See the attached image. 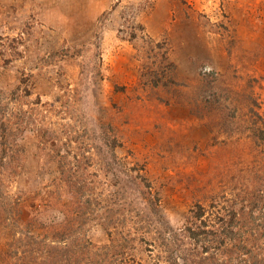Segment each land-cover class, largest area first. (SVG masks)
<instances>
[{
	"label": "rangeland",
	"instance_id": "374dc122",
	"mask_svg": "<svg viewBox=\"0 0 264 264\" xmlns=\"http://www.w3.org/2000/svg\"><path fill=\"white\" fill-rule=\"evenodd\" d=\"M146 40L166 42L169 63L156 44L148 60ZM6 119L15 155L0 163V253L86 234L81 264H111L133 233L115 264H160L167 227L179 233L197 202L264 203V0H0ZM58 154L89 184L86 215ZM134 166L160 192L157 205ZM253 248L264 258V239Z\"/></svg>",
	"mask_w": 264,
	"mask_h": 264
},
{
	"label": "trees",
	"instance_id": "16d2710c",
	"mask_svg": "<svg viewBox=\"0 0 264 264\" xmlns=\"http://www.w3.org/2000/svg\"><path fill=\"white\" fill-rule=\"evenodd\" d=\"M155 44L157 48H159L163 61L167 63L169 61V53L167 43L164 41L148 42V48L152 53L147 52V59L151 60ZM144 66L147 67V63H145ZM168 66L172 69L170 81H175V65L168 64ZM152 69L153 66L151 65L150 74H153ZM154 76V85L159 86L162 80L158 78L159 76L156 71L154 72ZM7 120L8 119L1 120L0 124L1 165H7L6 159L11 157L10 161H12L15 155L13 154L14 152H11V150L14 149L13 145L15 144V139L13 134H11V126ZM260 130L262 131V129L259 128L258 131ZM58 155L59 158H56V160L59 164L61 173L60 178L68 187L73 202L78 209V214L82 216L86 215L88 214L87 207L93 204L92 200L89 198V184L85 181V176L83 174L72 169L65 155ZM132 170L130 176L138 184V187L142 190L147 201L157 205L158 203L156 202L160 201V192H153L152 183L148 179L147 174L142 171V168L137 169L134 166ZM5 184V181H1L0 189ZM210 198L211 202H209V204L197 202L195 206L190 209L185 225L181 228L179 233L175 232L170 226L167 227L166 231L171 241L160 246V251L162 253L165 252V254L162 256V262L159 263L176 264L178 254L174 256V250L171 249V247L174 246L175 248V246H178L177 242H179L181 251L178 257H182V264L188 262H190V264H252L257 263V261L258 263L260 261L264 263V258L258 260V253L255 252L253 248V245L257 244L260 239H264V229L259 231V236L252 235L256 227L259 230L260 225L264 226V222L262 224L259 223V220L264 218L263 199L251 195L249 201H247L248 204H245V198L240 201L231 199L229 206L223 208L220 207L219 203L221 201L218 198L214 195H211ZM257 212L258 214H256ZM19 213H21V210ZM79 219L80 218H76V220H74L77 221ZM107 229L109 234L112 235L111 229L109 227H107ZM250 234L254 236L253 239L250 238ZM135 237L136 235L133 233L129 234V236H123V251L119 250V252L110 254L112 255L109 261L111 264H115V257L118 254L124 255L126 251L133 250L130 249V247L133 246L131 242L136 241ZM61 238L62 237L57 235L56 239L60 241ZM86 239V234L79 236L77 238L79 244L70 243L67 244L66 247L62 246L60 248L56 246L57 244L53 243L56 240H53L52 234H46L41 238L43 241L42 248L45 249H37L34 251L31 249L29 251L21 250L19 247H10L0 253V264H61L63 261H65L66 264H81V255L79 251H82V249L86 247ZM38 242L37 240V243ZM216 255H220V258H217ZM82 259L84 258L82 257ZM133 261H135L134 258Z\"/></svg>",
	"mask_w": 264,
	"mask_h": 264
}]
</instances>
